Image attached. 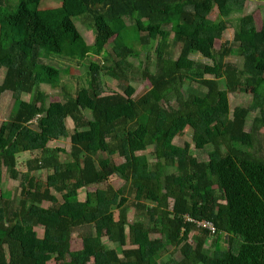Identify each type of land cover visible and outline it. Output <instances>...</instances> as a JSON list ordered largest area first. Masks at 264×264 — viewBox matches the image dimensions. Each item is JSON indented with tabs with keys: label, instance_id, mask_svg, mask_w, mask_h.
<instances>
[{
	"label": "trees",
	"instance_id": "obj_1",
	"mask_svg": "<svg viewBox=\"0 0 264 264\" xmlns=\"http://www.w3.org/2000/svg\"><path fill=\"white\" fill-rule=\"evenodd\" d=\"M48 1L0 0V97L11 94L13 112L0 123V187L4 172L21 179L18 195H0V264H47L54 256L66 258L62 264H264V19L256 30L253 17L242 16L232 41H221L233 26L224 18L261 0H211L215 20L197 15L206 0ZM82 17L92 44L75 25ZM175 45L180 51L172 58ZM40 48L77 62L101 57L102 64L84 65L85 86L73 91L62 82L70 68L44 63ZM142 51L154 59V72L130 63ZM233 52L241 66L225 62ZM102 70L120 92L96 80ZM145 80L149 89L133 97L130 83ZM219 80L227 95L251 89L250 101L233 106L231 116L221 109ZM186 81L197 86L185 97ZM42 84L61 98L47 103ZM186 127L196 148L212 146L207 159L192 156L189 142H174ZM62 137L69 138L68 161L48 147ZM148 145L152 164L138 153ZM23 153L29 158L19 172L16 156ZM113 175L120 188L108 183ZM83 188L94 190L71 201ZM201 222L215 230L210 252ZM76 229L82 247L71 251Z\"/></svg>",
	"mask_w": 264,
	"mask_h": 264
},
{
	"label": "rangeland",
	"instance_id": "obj_2",
	"mask_svg": "<svg viewBox=\"0 0 264 264\" xmlns=\"http://www.w3.org/2000/svg\"><path fill=\"white\" fill-rule=\"evenodd\" d=\"M11 4L15 3L16 0H9ZM59 1V0H58ZM52 6L57 4V0H50L48 1ZM197 15L210 19V20H215L217 18V11L214 6H212L211 0H206L202 4L197 6ZM244 15H251L254 19L255 27L256 30H259L262 24V21L264 19V0L261 1H247L245 3V6L241 12H233L230 14L229 17L224 18L225 20H228L232 23V27L225 30L222 34V40L221 41H232L234 33L238 30L239 28V21L242 16ZM75 25L79 31V33L82 35L84 40L86 41L87 44H92L94 40V35L93 31L91 28L90 21L86 18H79L75 21ZM221 41H216L215 42V49L218 50L220 47ZM171 55L172 58H176L178 56V53L180 51V46L175 45L174 47L171 48ZM233 55H230L225 58V62H229L231 64H234L236 66H241V58L233 52ZM38 54L41 60H43L44 63H48L50 65H53L58 68H70V74L63 76L62 77V82L66 84L67 86L70 87L71 90L76 91L78 88L85 86V80L87 78V69L84 67V65H87L90 61H97L102 64V58L101 57H87L81 62L73 61V60H68L65 58H59L57 56H51L45 48H40L38 50ZM194 60H198L200 62H204L202 59H198L197 56L193 57ZM130 63L135 66L136 68H143L145 66L149 67V70L151 72L155 71L156 65L154 59H150L147 56L146 51H142L139 58H129ZM4 71H0V82L2 81V75ZM205 78H211L210 76H206ZM96 80L99 81L101 84L105 85L107 88L113 90V91H118L120 92V89L116 85L115 79L112 77V75L105 70H102L99 74L98 77H96ZM133 88H134V94L133 97H140L142 94H144L148 89H149V82L148 81H141V82H131L130 83ZM192 86L195 87L197 84L193 82L186 81L182 85L181 92L183 96H187V87ZM202 90V89H201ZM204 90V89H203ZM219 93H220V98L219 100L221 101V109L223 111H226L229 116H231L232 113V108L235 105H245L247 104L250 99H251V89H248L246 93H236V94H229L227 95L225 85H224V80H219ZM39 91L43 93V95L46 97V102L50 101H56L61 98V93L60 91L53 89L49 87L48 85H40L39 86ZM32 95L26 96L27 99H31ZM12 108H11V94L9 92H5L1 97H0V123L3 120H7L12 114ZM87 114V113H86ZM255 113H250L247 117V123L245 126V129L249 128L250 120L254 116ZM89 116V114H87ZM67 126L69 128H72L73 124L71 119L67 120ZM259 138L262 142L261 146L262 149H264V127L259 129ZM183 141H187L190 143L189 147V153L192 156H195L199 160H205L208 157V152L209 150L212 149L211 145H206L202 149H198L194 146V143L192 141V131L190 128L186 127L184 129L183 135L176 137L174 139V142L176 144H183ZM247 145V147L251 150L252 147L249 143H244ZM48 147L56 149L58 151L59 157L63 161H68V154H69V149H70V142L68 137H62L57 140H51L48 142ZM154 151V146L153 145H148L144 150L139 151L138 153L144 154L149 162V164H152L155 161V157L153 154ZM29 158L28 153H23L19 154L16 156V161H17V170L19 172H24L25 171V161ZM2 185L0 187V195L5 197L6 199H11L14 196L18 195L20 192V181L21 179L18 178L17 180L13 181L11 180L7 173H3V179H2ZM108 183L114 188H120L123 185L122 180L116 176H110L108 179ZM94 188H83L79 189L77 196L71 198V201H82L85 198L86 192L93 191ZM171 204V202H170ZM43 207H47L48 203L43 202L42 203ZM114 218H117V211L114 210ZM137 218V214L135 212V209L131 206V203L129 201L128 204V213H127V220L129 223H132L135 219ZM200 227H202L200 225ZM203 228V227H202ZM127 230V227H126ZM35 231L38 236L42 235V229L39 227L35 228ZM200 231V230H199ZM198 230L192 231L190 233V236H195L199 233ZM81 234L82 231L79 229H76L72 235H71V240H70V249L71 251H76L81 249L82 247V240H81ZM215 239L214 235L209 234L206 237V240L204 241L203 244V249L205 251L210 252L212 249V241ZM218 247L221 250L226 248V243H225V236L222 234L218 238ZM103 242L106 244V246L113 247L112 244L108 243L106 238H103ZM191 244H193L191 242ZM129 248L128 245L124 246L123 249ZM169 257L164 254L163 259L167 260ZM66 258L63 256H54L52 259L47 263V264H62Z\"/></svg>",
	"mask_w": 264,
	"mask_h": 264
},
{
	"label": "built area",
	"instance_id": "obj_3",
	"mask_svg": "<svg viewBox=\"0 0 264 264\" xmlns=\"http://www.w3.org/2000/svg\"><path fill=\"white\" fill-rule=\"evenodd\" d=\"M202 226L203 228H206L207 230L210 231V234H214V228L213 226L210 224V223H205V222H201V223H198V226Z\"/></svg>",
	"mask_w": 264,
	"mask_h": 264
}]
</instances>
